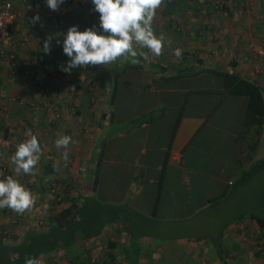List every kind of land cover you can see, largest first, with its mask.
<instances>
[{
    "label": "rangeland",
    "instance_id": "rangeland-1",
    "mask_svg": "<svg viewBox=\"0 0 264 264\" xmlns=\"http://www.w3.org/2000/svg\"><path fill=\"white\" fill-rule=\"evenodd\" d=\"M6 1L11 2L14 16H16L12 23L28 19L26 13L17 7L16 1L18 0ZM19 1H23L28 6L31 5L29 0ZM194 5L198 6L196 7L198 10L194 9ZM42 7L41 5L30 6L27 10L32 11V16L35 13L43 14L40 18L48 34L46 37L52 36L55 42H63L68 29L72 26H79V31L87 28L99 29V13L93 10L91 0H65L57 11L50 10L44 0V8ZM164 9L165 6L158 9L153 28L158 37L163 35L171 41V44L165 42L163 54L159 57H151V62L163 58L166 65H175L180 59H177L173 53L176 48H180L183 53L182 57L186 56V60L196 55L204 60L206 66L224 68V66H229L231 60H237L236 57L242 52L252 50L257 55L253 66H264V62L262 63L264 54L259 53V50H264V0H188L183 1L181 6L175 8L174 12L169 15H164ZM26 30L28 31L29 28L25 27L22 31L27 39L11 34L9 46L0 55V179H6L7 176L12 175L36 196L37 202L36 207L24 215H17L7 208L0 209V239L4 242L14 241L29 227H33L35 231L44 230L45 192L48 190L47 193L52 195L50 202L59 203L67 200L70 194L80 188L77 178L80 175L74 176L71 170L83 168L84 163L82 162L85 157L83 154L88 153L91 140L97 138L94 134L97 127L108 131H113L116 127V125L109 127L106 122L102 123V126L98 125L101 121V114L108 109L104 102L108 84L100 77V74L110 69L113 64L108 68L102 66L77 67L71 71V74L57 73L54 67L58 66L60 69L62 65L66 67L69 61L63 52V46L59 45L56 49L51 45V53L44 54L42 48L45 39H41L36 47L29 38L32 34H26ZM99 34L104 33L99 30ZM20 47L40 51L42 54L38 57L32 54L34 51L29 53L32 56V62L40 66L36 64L19 65L20 62L15 58L14 48ZM137 51L139 53L141 50L138 48ZM129 59L132 60L131 57ZM135 59L138 62L144 61L139 55ZM117 62L122 65V61ZM145 66H148L147 63L144 64ZM154 72L156 76L157 70L154 71L150 66L146 67L142 75L143 80L153 76ZM94 75H99V82H91V77ZM78 79L82 91L80 101H76L71 93ZM192 81L203 85L209 83L210 79L201 75ZM262 83L264 85V79ZM124 99H126L125 96L121 94L120 105ZM129 99L134 98L129 97ZM119 112L126 113L125 110ZM136 113L142 112L137 111ZM29 129L38 137L43 155L37 165L35 176L17 175L10 157L15 153L16 145L28 138L25 133ZM60 135L71 136L73 141L69 145L68 163L70 165L66 169L68 174L63 178L53 176L46 179L44 177V154L56 152L46 151V147L50 146L56 150L53 146ZM77 154H79L77 159L81 158L78 163L75 160ZM263 186L264 171L255 174L247 183L230 190L221 203L203 210L187 223L161 228L158 231L162 234L160 239L161 263L158 264H170L166 252L168 247H172L170 245L172 241H176L172 244H177V247L178 245L183 246L187 241L194 245L200 242L206 243L208 239H217L218 228L222 229L227 236L229 232H232L231 227L238 222L242 225L250 223V219L247 218L250 214L264 216V204L261 201L263 200L261 195ZM206 222H209L208 225L211 223L209 230L204 227ZM223 235L219 239L222 244L219 248L222 257H227L231 261V250L241 251V263L246 264L243 260L244 252L247 251L246 246L252 243L251 246L257 255L252 256L251 264H264V229L262 230L258 224L255 227L251 225L248 230L244 229L240 235L235 234L231 236L232 238ZM234 237L240 238L239 246L234 243L236 242ZM211 244L214 248V258H219V252L215 245ZM77 246L74 247L75 252L87 256L85 244H82L84 247ZM187 250L189 252H181L177 258V264H202L205 261V255L196 254L188 248ZM72 253L73 248L71 251L67 249V253L63 252L61 256L58 255L56 259L58 261L54 264H60V262L67 264L64 258L71 257L74 255Z\"/></svg>",
    "mask_w": 264,
    "mask_h": 264
},
{
    "label": "crops",
    "instance_id": "crops-1",
    "mask_svg": "<svg viewBox=\"0 0 264 264\" xmlns=\"http://www.w3.org/2000/svg\"><path fill=\"white\" fill-rule=\"evenodd\" d=\"M29 1L31 7L41 5L44 8V0ZM16 5L23 13H26L29 20H22L21 24L18 21L13 22V36L27 39L22 31L27 27L29 30H26V34H32L28 35L30 41L38 47V42L41 39H47L48 35L44 22L40 18L39 22L33 25L30 22L31 18L37 14L32 16V11L27 10L30 6L23 1H16ZM38 15L43 16V14ZM36 29L38 31H35ZM59 45L63 46L61 41L52 40L53 48ZM22 48H14L19 65L36 64L32 62L31 54L29 55L34 50ZM259 53L264 54V50H259ZM236 59L237 69L242 76L259 82L264 89L262 83L264 66H253L257 60L256 53L252 50L242 52ZM146 67L149 66L143 67V71H146ZM224 68L228 71L233 69L230 66H224ZM153 74L145 78L144 82H149L155 77V72ZM163 81L165 80L159 81L156 88L149 90L153 94L152 98L147 97L142 105L144 111H148L164 103L166 111L163 115L154 121L127 127L138 113L116 114L114 130L108 131L97 127L94 133L97 138L91 140L88 153L83 154L85 156L82 162L83 168L71 170L74 176L80 175V177L77 176L80 188L70 194L67 200L59 203L50 202L52 195L47 193L48 190L45 192L44 233L49 229L50 216L55 210L68 206L72 202L81 204L87 196H93L97 201L95 204L90 203V206L98 207L96 214H99L97 224L100 225V232L87 240L77 236L71 247L60 249L58 246V251L40 255L38 259L44 260V264H54L58 261L56 260L58 255L61 256L63 252L67 253V249L71 251L72 248L74 255L64 258L67 264L72 257L87 258L85 254L82 256L75 252L74 247H78L77 245L84 247L82 244H85V253L87 252V255L93 259V264L161 263L162 234L158 231L166 226L187 223L203 210L221 203L230 193V184L239 173L237 161L240 158V152L235 139L244 115L246 97L226 95L220 106L205 120L211 102L208 105L204 102L214 100L215 95L191 96L190 106L183 114L174 136L171 137L187 86L177 88V84L173 81ZM151 102L153 105L150 104ZM196 104L198 106L195 107ZM216 118L220 121H216ZM170 141L171 146H169ZM46 151L56 152L44 154V166L52 168L51 172L44 169V177L46 179L53 176L63 178L68 174L66 169L70 165L68 162L65 165L62 158L64 150L57 148L55 150L47 146ZM79 154L75 158L77 163L81 159H77ZM96 159L100 162L99 176L93 189L92 178ZM216 197L218 198L214 199ZM208 223L204 225L207 230L211 226V223L210 225ZM239 223L231 227L232 232H229L227 236L223 231L224 237L232 238L231 236L235 234L240 235L246 224ZM251 225L257 226L256 222ZM233 239L236 240L235 244L240 243V238ZM110 240L116 242V245L110 247L108 245ZM172 242L170 245L173 248L168 247L166 252L170 264H177V258L181 252H189L187 248L195 251L196 254L206 256L202 264H221L219 258H214V248L209 239L206 243L200 242L201 246L187 241L183 246L177 247V244ZM251 244L246 246L247 251L244 252L243 260L246 264H251L252 256L257 255ZM240 255L241 251L231 250V263L242 264Z\"/></svg>",
    "mask_w": 264,
    "mask_h": 264
},
{
    "label": "trees",
    "instance_id": "trees-1",
    "mask_svg": "<svg viewBox=\"0 0 264 264\" xmlns=\"http://www.w3.org/2000/svg\"><path fill=\"white\" fill-rule=\"evenodd\" d=\"M1 1L2 0H0V3ZM5 1L6 0L2 1V3ZM183 1L188 0H166L165 9L163 10L164 15L173 13L175 8H179ZM196 7L198 6L194 5V9L198 10ZM169 20L170 19H168V21ZM9 28L12 34V23L9 25ZM140 50L143 51L142 49ZM32 54L38 57L42 53L39 51L32 52ZM194 56L195 57H192L193 60H186V56H183L175 65H166L163 58L151 63L145 61H143L144 63L141 61L133 63L131 59L122 61V65H119V62L114 63L110 69L100 74V77L108 84L107 96L104 100L108 109L104 110L101 114V121L99 124L101 125L106 122L109 127L113 126L115 124L114 116L118 113H122L119 112L121 110L126 111V113L122 114H129L131 112L136 113L137 111L142 112L136 113L137 115L129 122L127 127L140 125L143 122H150L159 118L166 111V105L164 103L148 111H144L142 105L143 101L147 100V97L152 98L153 94L150 93L149 90L156 88L157 83L162 80L173 81L177 84V88L187 86V90L183 94L182 103L178 109V116L174 123L171 137L174 136L183 114L190 106L191 96L215 95L214 100L204 102L207 103V105L211 102L205 120L220 106L226 95L246 97L244 115L235 139L239 148L240 158L237 161L239 173L230 184V190H232L236 186L247 183L255 174L264 171V89L259 82L242 76L241 72L237 69L238 62L235 59L229 62V66L233 69L232 71H228L221 67L206 66L201 57ZM145 63L157 69V75L151 78L149 82H144L142 77ZM54 69L57 73L65 74L58 66H55ZM201 75L207 76L210 82L198 85L192 81V79ZM98 78L99 75L92 76L91 82H99L100 80ZM79 81V79L76 81L71 92L76 101L82 99ZM190 81L191 84H189ZM189 85H191V87H188ZM121 94L125 96L126 99L122 100L123 103L120 105L119 100ZM177 96L178 95H176V97ZM129 97L134 99L130 100ZM193 103L194 102H192V104ZM150 104L153 105V102ZM196 106L198 105L196 104L195 107ZM144 112L146 113L143 114ZM77 113H79L78 110ZM169 146H171V141ZM168 155L169 154H167V156ZM99 163V159H96L94 176L92 178L93 189L99 176ZM44 169L48 172L52 171L50 167L47 168L44 166ZM261 195L263 198L261 201L264 204V186ZM217 198L218 197L214 199ZM90 203H97L93 196L85 197L81 204L72 202L68 206L55 210L50 216V226L45 233L44 230L35 231L33 227H29L22 235L16 237L12 242H4L0 239V264H25L26 257H35L38 259V257L44 253L49 254L58 251V246H60V249L71 247L75 243L77 236L87 240L99 233L100 225L97 224L99 223V214H96L98 207L90 206ZM247 218L250 219V223L246 224L245 230H248L253 222H256L262 230L264 229V216L250 214ZM79 231H81V233H79ZM220 231L223 233L222 229L218 230L217 239L211 238V241L219 252L218 254H220L219 259L221 264H232L227 257H222V252L219 251L222 245L219 239L223 235ZM108 245L112 247L116 245V242H111L110 240L108 241ZM68 261L69 264L94 263L89 255H87V258L81 257L75 259L72 257Z\"/></svg>",
    "mask_w": 264,
    "mask_h": 264
},
{
    "label": "clouds",
    "instance_id": "clouds-1",
    "mask_svg": "<svg viewBox=\"0 0 264 264\" xmlns=\"http://www.w3.org/2000/svg\"><path fill=\"white\" fill-rule=\"evenodd\" d=\"M166 0H91L93 10L99 13V29L87 28L79 31V26L68 29L63 39V52L69 58L67 66H61V71L71 74L77 67L109 65L118 60L127 61L130 57L133 63L138 55L147 63H151V57H159L163 54L165 42L171 44L163 35L155 34L153 21L158 9L165 6ZM65 3V0H46L47 7L57 11ZM40 16L31 18L35 25ZM102 30L104 34H99ZM53 37L44 40V54L51 53ZM146 49L140 51L137 49ZM151 54V56L149 55ZM177 59L182 58V49L176 48L174 53ZM25 135L28 137L16 145L15 153L10 157L17 175L37 174V165L43 155L39 139L29 129ZM72 137L60 135L55 140L57 149H65L62 158L67 165L69 157V145ZM37 198L12 175L6 179H0V209H9L17 215H24L36 207ZM25 264H43L41 259L26 257Z\"/></svg>",
    "mask_w": 264,
    "mask_h": 264
},
{
    "label": "built area",
    "instance_id": "built-area-1",
    "mask_svg": "<svg viewBox=\"0 0 264 264\" xmlns=\"http://www.w3.org/2000/svg\"><path fill=\"white\" fill-rule=\"evenodd\" d=\"M12 4L5 1L0 6V55L4 53V49L9 46L11 42V31L9 25L14 19Z\"/></svg>",
    "mask_w": 264,
    "mask_h": 264
}]
</instances>
